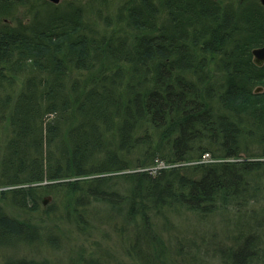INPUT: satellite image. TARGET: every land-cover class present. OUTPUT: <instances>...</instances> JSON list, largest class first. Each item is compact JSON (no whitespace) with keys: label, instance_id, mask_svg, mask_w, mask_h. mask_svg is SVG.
Instances as JSON below:
<instances>
[{"label":"trees","instance_id":"obj_1","mask_svg":"<svg viewBox=\"0 0 264 264\" xmlns=\"http://www.w3.org/2000/svg\"><path fill=\"white\" fill-rule=\"evenodd\" d=\"M261 45L257 0H0V202L40 210L1 205L0 243L54 246L102 206L117 232L132 227L140 264H166L152 230L168 212L247 206L264 190ZM253 217L233 221L232 264L261 249Z\"/></svg>","mask_w":264,"mask_h":264},{"label":"rangeland","instance_id":"obj_2","mask_svg":"<svg viewBox=\"0 0 264 264\" xmlns=\"http://www.w3.org/2000/svg\"><path fill=\"white\" fill-rule=\"evenodd\" d=\"M252 1L250 0V2ZM60 2L61 0L58 1V3ZM257 2L264 6L261 0H257ZM256 88V91L261 90L260 87ZM0 132L1 140L4 141L7 133L4 132V129L0 130ZM248 147L251 150L254 146L249 143ZM202 160L204 163L210 162V158L206 154ZM162 166H165L164 162H157L156 166H153V171ZM258 180L264 182L263 179L256 177L255 181ZM255 181L250 180L251 184H254ZM3 189L8 188L0 187V191ZM255 195L256 199L250 201L247 206L230 209L231 212L225 214V211H217L198 216L184 209L178 212L173 211V213L168 212L167 220L164 223L166 226L161 227L159 225L152 230L156 233V236L161 237L165 244L164 249L166 248V255L163 256L167 258L166 264H232L231 260L224 257V254H226L225 252L228 248L235 249L238 242L241 244L243 241L238 240L236 242L232 232L235 230L234 225H232L233 221L237 219L239 214L245 216L249 222L251 221V224L252 217L254 216L253 220H258L259 223V226H253L255 229L252 228L253 230L250 232H257L258 236L254 240L256 246L258 245L261 249H255L257 252L254 258L251 261H245L244 264H264V190L260 191L256 189ZM42 198L47 201L44 203L46 204L44 206H48L52 201L51 194H45ZM1 205L6 206L3 209L6 214L16 216L20 219L25 218L26 213L19 206L11 207L9 201L6 204L0 202ZM90 211V217L87 219L89 227L86 228L84 234L78 233V236L75 237V233L68 230V227L61 226L63 235H61L54 246H50L47 241L43 243H37L36 241L32 244H28L26 240L10 242L7 245L0 243V263L6 258H28L35 261L45 259L48 260V264H140V258L134 256L135 252L128 250L127 247L132 243H137L131 233L133 231L132 227L131 230L125 227L117 232L119 229L116 231L115 226L112 227V224L105 221L107 216L105 208L96 206L95 212L93 210ZM39 212L40 210L33 214L29 211L26 217L38 216ZM98 220H102V222ZM227 220L231 222H227ZM120 223H122L120 218H117L116 224L118 228L121 225ZM49 227L50 225H47V229ZM138 242L141 243L139 239ZM142 245H136V249L143 251L142 255H151L149 249L145 250L146 245L143 239ZM258 252L261 255H258ZM154 259V263H159V259L161 258L155 257Z\"/></svg>","mask_w":264,"mask_h":264},{"label":"water","instance_id":"obj_3","mask_svg":"<svg viewBox=\"0 0 264 264\" xmlns=\"http://www.w3.org/2000/svg\"><path fill=\"white\" fill-rule=\"evenodd\" d=\"M50 1L54 3H58L59 0H50ZM261 2L264 4V0H261ZM253 53L256 56V58H263L264 57V46L254 49ZM43 203H46L45 199L43 200Z\"/></svg>","mask_w":264,"mask_h":264},{"label":"bare ground","instance_id":"obj_4","mask_svg":"<svg viewBox=\"0 0 264 264\" xmlns=\"http://www.w3.org/2000/svg\"><path fill=\"white\" fill-rule=\"evenodd\" d=\"M52 2V1H51ZM54 3V2H53ZM55 4H57V3H55ZM262 46H264V45H261V46H257V47H254V48H252V50H251V60H252V62L255 64V65H257V66H264V57L263 58H256V56L254 55V53H253V50L254 49H256V48H258V47H262ZM257 89V88H256ZM256 89H255V91H256Z\"/></svg>","mask_w":264,"mask_h":264}]
</instances>
